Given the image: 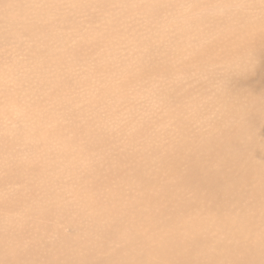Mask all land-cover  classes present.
<instances>
[{"label":"rangeland","instance_id":"1","mask_svg":"<svg viewBox=\"0 0 264 264\" xmlns=\"http://www.w3.org/2000/svg\"><path fill=\"white\" fill-rule=\"evenodd\" d=\"M72 1L0 0V248L22 264H158L164 237L192 229L214 248L202 264H231L216 241L241 264L264 246L251 207L264 195V0ZM219 181L243 197L202 214Z\"/></svg>","mask_w":264,"mask_h":264},{"label":"bare ground","instance_id":"2","mask_svg":"<svg viewBox=\"0 0 264 264\" xmlns=\"http://www.w3.org/2000/svg\"><path fill=\"white\" fill-rule=\"evenodd\" d=\"M72 1V0H71ZM3 2V1H2ZM73 2V1H72ZM71 2V3H72ZM101 3V2H100ZM106 4V3H105ZM1 5V4H0ZM103 5V4H102ZM196 6V5H195ZM4 9V8H3ZM5 13H6V11H4ZM36 15V14H35ZM4 16V15H3ZM6 16H8V15H6ZM33 16V15H32ZM10 17H12V16H10ZM4 19H5V17H3ZM8 19V18H7ZM11 19H13V18H11ZM2 20V19H1ZM9 20V19H8ZM12 21V20H11ZM2 22H5V21H2ZM24 23H26L25 21H23ZM11 23H13V22H11ZM16 25L15 26H17V24H20L21 23V21L18 23H16V21L14 22ZM5 24V23H4ZM23 24V23H22ZM12 25V24H11ZM1 26H3L2 24H1ZM9 26V25H8ZM14 26V25H13ZM21 26V25H20ZM1 28V27H0ZM9 28H11V27H9ZM13 29H14V27H12ZM16 29V28H15ZM20 29V28H19ZM9 31H11L12 32V30H9ZM9 31H6V32H9ZM20 32V31H19ZM11 34V33H10ZM264 44V43H263ZM264 46V45H263ZM258 50V49H257ZM258 55V54H257ZM256 57V56H255ZM211 61V60H210ZM259 62V61H258ZM260 63V62H259ZM252 71V70H251ZM263 71V70H262ZM260 72V70L258 71V73ZM262 77V76H261ZM258 85H261V84H258ZM245 86V85H244ZM242 87V86H241ZM247 88V87H246ZM257 88V87H256ZM260 88V87H259ZM1 92V91H0ZM259 93H260V91H258ZM262 92V91H261ZM254 97V96H253ZM246 118L248 119V120H253V119H256L257 118V109L256 108H253L252 110H250L249 111V114H247V116H246ZM172 120V119H171ZM185 123V122H184ZM183 126V125H182ZM181 126V127H182ZM150 128V127H149ZM180 128V127H179ZM248 129H247V127H245V126H243V127H241V128H239V131H238V133H240V134H242L243 132L244 133H247L248 131H247ZM170 131V130H169ZM182 133V132H181ZM197 134V133H196ZM204 134V133H203ZM178 135V134H177ZM166 136V135H165ZM203 136V135H202ZM204 136H206V135H204ZM203 136V137H204ZM195 137V136H194ZM178 139V138H177ZM180 139V138H179ZM197 140V139H196ZM195 140V141H196ZM180 141V140H179ZM184 141V140H183ZM192 142V141H191ZM197 142V141H196ZM155 143V142H154ZM177 144V143H176ZM193 145H194V143H192ZM198 144V143H197ZM209 144H211V141H210V143ZM184 145V144H183ZM174 146H176L177 147V145H174ZM198 146V145H197ZM179 147V146H178ZM183 147V146H182ZM185 147V146H184ZM196 147V146H195ZM175 148V147H174ZM198 148V147H197ZM197 148H195L196 150H197ZM148 149V148H147ZM172 149V148H171ZM184 149V148H183ZM194 149V148H193ZM174 150V149H173ZM175 150H177V149H175ZM174 150V151H175ZM181 150V149H180ZM189 150H191L190 148H189ZM172 151V150H171ZM170 152V151H169ZM176 152V151H175ZM180 151H178V153H179ZM191 152V151H190ZM192 155H190V154H188V155H190L191 157V159L193 160L194 159V157H195V155H196V157H197V154H199L200 155V151H199V153H198V150H197V154H196V151L194 150H192ZM135 154V153H134ZM171 154V153H170ZM165 155H168V154H166L165 153ZM176 155V154H175ZM261 155V154H260ZM156 156V155H155ZM179 155H177V157H178ZM201 156V155H200ZM262 156H264L263 154L261 155V157H258L259 159L260 158H262ZM165 157V156H164ZM181 158V157H180ZM180 158H179V160H180ZM185 158V157H184ZM199 158H201V157H199ZM160 159H163V156L160 158ZM159 159V160H160ZM171 159V158H170ZM158 160V161H159ZM169 160V159H168ZM196 160H198V157L196 158ZM195 160V161H196ZM200 160V159H199ZM172 161V160H171ZM170 161V162H171ZM178 161V160H177ZM184 161H186V160H184ZM155 162V161H154ZM162 162V161H161ZM159 163L160 165L163 163H165L164 161L162 162V163ZM169 162V163H170ZM194 162V161H193ZM241 162V161H240ZM144 163V162H143ZM168 163V162H167ZM168 163V164H169ZM197 163H199V161L197 162ZM221 163V162H220ZM219 163V164H220ZM154 164H156V162L155 163H153L152 164V166L154 165ZM167 164V165H168ZM139 165V164H138ZM137 165V166H138ZM159 165V166H160ZM169 165H172V164H169ZM180 165V164H179ZM221 165V164H220ZM219 165V166H220ZM144 166H148L147 164L146 165H144ZM164 165H162V166H160V167H163ZM173 166V165H172ZM140 165H139V170H140ZM142 167H143V165H142ZM141 167V168H142ZM174 167L175 168H177L175 165H174ZM134 168H136L135 166H134ZM133 168V169H134ZM137 168V169H138ZM148 168V167H147ZM154 168H156V170H157V168L158 167H153V170H154ZM164 168V167H163ZM221 168V167H220ZM219 168V169H220ZM143 169V168H142ZM161 169V168H160ZM169 169V168H168ZM218 169V170H219ZM223 169V168H222ZM128 170L130 171V170H132L131 169V167H130V169L128 168ZM173 170V169H172ZM221 170V169H220ZM138 171V170H137ZM155 171V170H154ZM174 171V170H173ZM173 171H171V172H173ZM223 171H224V169H223ZM133 172H135L134 174H136L137 172H136V170L135 171H133ZM139 172V171H138ZM142 172H144V170L142 171L141 170V173ZM147 172V171H146ZM145 172V173H146ZM161 172V171H160ZM176 172H177V170H176ZM225 172V171H224ZM145 173L144 174H140V175H143V177L145 176ZM155 173V172H154ZM219 173H221V172H219ZM230 173V172H229ZM156 174V173H155ZM178 174V173H177ZM228 174V173H227ZM233 174V173H232ZM162 175V174H161ZM175 175V174H174ZM178 175H180V174H178ZM189 175H191V174H189ZM209 175V173L207 172V173H205V175L204 176H201V177H204L205 179H206V177L205 176H207V177H209L208 176ZM221 176H222V174H220ZM231 175V174H230ZM235 175V174H234ZM133 176V175H132ZM188 176V175H187ZM220 176V177H221ZM135 177V176H134ZM142 176H141V178H143ZM163 177V176H162ZM169 177V176H168ZM168 177H167V179H168ZM174 177V176H173ZM175 177H176V175H175ZM180 177H181V175L179 176V178L178 179H180ZM190 177V176H189ZM188 177V178H189ZM219 177V178H220ZM231 177H233V176H231ZM237 177V176H236ZM235 177V179H238V177L236 178ZM262 177H264V176H262ZM261 177V178H262ZM170 178H172V177H170ZM182 178V177H181ZM185 178V177H184ZM183 178V179H184ZM190 178H192V177H190ZM194 178H195V176H194ZM230 178V177H229ZM228 178V179H229ZM241 178V177H240ZM252 178V177H251ZM136 179H139L140 180V178H136ZM146 179V178H145ZM178 179H177V181H178ZM199 179V178H198ZM224 179V178H223ZM234 179V180H235ZM143 180V179H142ZM172 180H174V179H172ZM191 180V179H190ZM192 180H193V178H192ZM197 180V179H196ZM201 180V179H200ZM211 180V179H210ZM255 180V179H254ZM166 181H168V180H166ZM182 181H184V180H182ZM212 181V180H211ZM211 181H210V183H211ZM247 181H249V180H247ZM253 181V180H252ZM138 182V181H137ZM169 182H170V180H169ZM186 182V181H185ZM191 182V181H190ZM195 182V181H194ZM197 182H200L199 180H197ZM207 182H209V179H208V181ZM228 182V181H227ZM171 183H174V181L173 182H171ZM176 183V182H175ZM192 183V182H191ZM190 183V184H191ZM234 183V182H233ZM243 183V182H242ZM143 184V183H142ZM147 184V183H146ZM167 184V183H166ZM169 184V183H168ZM180 184V183H179ZM209 184V183H208ZM207 184V185H208ZM253 184V183H252ZM145 185V184H144ZM193 185V184H192ZM192 185H189V186H192ZM219 185V186H218ZM251 185V184H250ZM146 186V185H145ZM145 186H143V187H145ZM172 186V185H171ZM177 186H178V184H177ZM180 186V185H179ZM183 186V185H182ZM188 185H184V187H181L180 186V188H182L181 190H183V188H184V190L183 191H186L185 190V188L187 187ZM209 186V185H208ZM147 187V186H146ZM175 187V186H174ZM179 188V189H180ZM189 188V187H188ZM236 188L237 187H233V186H224V184H223V182L222 181H219V183H217V184H214L213 183V188L210 190V192L208 193V195L206 196V192H205V199H204V204L207 206V208H206V206L204 207V211L202 212V214H205L206 213V215H208V213H207V211L210 209V212H213V213H215V215H218V214H216V212H214L213 210H214V207H219V206H221L222 205V203H223V201H226V203L228 202V201H234V200H237V199H239V198H241V197H243V196H241V195H238V196H236L235 198H234V200H230L229 199V197L227 196V190H229V191H235L236 192ZM161 189H163L162 187H161ZM172 189V188H171ZM178 189V190H179ZM201 190H202V188H200ZM196 191H197V189H195ZM164 191V190H163ZM170 191V190H169ZM168 191V192H169ZM172 191V190H171ZM194 191V190H193ZM196 191L194 192V194L196 193ZM198 191H199V188H198ZM239 191V190H238ZM168 192L166 193L167 194V196L169 195L168 194ZM188 192V191H187ZM190 192H192V191H189V193ZM169 193H171L172 194V192H169ZM163 194V193H162ZM165 194V193H164ZM175 194V193H174ZM180 194H182V193H180ZM179 194V195H180ZM198 194V193H197ZM196 194V195H197ZM158 195V194H157ZM178 195V194H177ZM176 195V196H177ZM183 195V194H182ZM181 195V196H182ZM195 195V196H196ZM145 196V195H144ZM161 196V195H160ZM171 196V195H170ZM172 196H174V195H172ZM180 196V197H181ZM187 196H189V195H187ZM192 196V195H191ZM191 196L189 197V199H190V201H191ZM195 196H194V198H195ZM164 197V196H163ZM182 197H184V196H182ZM181 197V198H182ZM198 197H199V195H198ZM165 198V197H164ZM170 199H172L171 197H169ZM175 198V197H174ZM193 198V199H194ZM196 198H197V196H196ZM199 198H204L203 196L201 197H199ZM198 198V199H199ZM197 199V200H198ZM165 200V199H164ZM183 200H185V199H183ZM172 201V200H171ZM171 201H168V202H171ZM180 200H178V204L180 205V202H179ZM242 201V200H241ZM166 202V201H165ZM165 202H164V204H165ZM175 202H176V200H175ZM174 202V204H177V203H175ZM189 202V201H188ZM252 202V201H251ZM186 203V202H185ZM194 203H195V201H194ZM229 203V202H228ZM188 204H190V202L188 203ZM197 204V203H196ZM249 204H250V202H249ZM252 204V205H251ZM250 205H251V207H253V206H259V207H263L264 208V195H261V194H254L253 195V202L251 203ZM178 205V207H180ZM183 205V203L181 204V206ZM187 205V204H186ZM191 205H194L193 203L191 204ZM104 206H106V205H104ZM165 206H167V205H165ZM229 206V205H228ZM131 207H132V205H131ZM210 207V208H209ZM213 207V208H212ZM250 207V206H249ZM250 207V208H251ZM205 208L207 209V210H205ZM106 209V208H105ZM181 209V208H180ZM184 209V208H183ZM218 209V208H217ZM257 209V208H256ZM99 210V209H98ZM174 211H176L175 209H173ZM173 210H172V212H173ZM182 210V209H181ZM189 210H191V208L189 209ZM216 210V209H215ZM219 210V209H218ZM217 210V212H219ZM107 211V210H106ZM222 211H224V210H222ZM30 212V211H29ZM46 212V211H45ZM144 212V211H143ZM145 213V212H144ZM176 213V212H175ZM187 213V212H186ZM185 213V214H186ZM194 213V212H193ZM176 214H178V213H176ZM185 214H183V215H185ZM234 214V213H233ZM112 215V214H111ZM187 215V214H186ZM214 215V216H215ZM50 216V215H49ZM181 216H182V214H181ZM235 216V215H234ZM186 217V216H185ZM233 217V216H232ZM145 218V217H144ZM143 218V219H144ZM155 218V215H154V217H153V219ZM168 218V217H167ZM170 218V217H169ZM172 218V217H171ZM180 218V217H179ZM187 218V217H186ZM214 218V217H213ZM221 218V217H220ZM225 218V217H224ZM224 218H223V221L222 222H224ZM228 218V217H227ZM239 218V217H238ZM152 219V218H151ZM177 219V218H176ZM188 219V218H187ZM195 220H196V218H194ZM203 219V218H202ZM209 218H207V220H208ZM210 219H212L211 217H210ZM209 219V221L211 222L212 220H210ZM217 219V218H216ZM147 220V219H146ZM181 220V219H180ZM185 220V219H184ZM198 221H199V219H197ZM196 220V221H197ZM227 220V219H226ZM225 220V221H226ZM230 220H232L233 222H232V224L235 222L234 220L235 219H233V218H231ZM130 221V220H129ZM173 221V220H172ZM203 221V220H202ZM206 221V220H205ZM220 221V220H219ZM218 220H217V222H219ZM239 221H240V219H239ZM239 221H236V222H238V226H240L241 228H243L242 226H241V222H239ZM123 222H124V220H123ZM164 222H165V220H164ZM187 222V221H186ZM192 222V221H191ZM194 222V221H193ZM212 222H216V221H212ZM228 222H230V221H228ZM142 223H143V221H142ZM227 223V222H226ZM118 224V223H117ZM163 224V223H162ZM178 224V223H177ZM195 224V223H194ZM198 224H199V222H198ZM218 224H220L221 225V222L220 223H216L215 225H218ZM224 224V223H223ZM222 224V225H223ZM232 224L230 223V225L232 226ZM114 225H116V224H114ZM120 225H123V223L121 224H119V227H120ZM125 225V224H124ZM145 224H143V226H144ZM155 225H157V224H155ZM172 225V224H171ZM225 225V224H224ZM223 225V226H224ZM242 225H244V223L242 222ZM128 226V225H127ZM146 227H147V225H145ZM151 226H153V225H151ZM166 226V225H165ZM190 226V225H189ZM188 226V227H189ZM249 226V225H248ZM141 228L140 229H142V226H140ZM186 227H187V225H186ZM187 227V228H188ZM194 227V226H193ZM228 227V226H227ZM114 228H116V227H114ZM185 228V227H184ZM186 228V229H187ZM191 228V227H190ZM189 228V229H190ZM238 228V227H237ZM206 229V228H205ZM230 229V228H229ZM233 229V228H232ZM247 229V228H246ZM120 230L122 231V230H124V228H120ZM146 230V229H145ZM178 230V229H177ZM182 230H183V228H182ZM206 230H208V229H206ZM211 230H212V228H211ZM245 230V229H244ZM133 231V230H132ZM132 231H131V233H132ZM153 231V230H152ZM184 231H187V230H185L184 229ZM216 231V230H215ZM242 231V230H241ZM134 232V231H133ZM147 232V231H146ZM206 232V231H205ZM208 232V231H207ZM250 232V231H249ZM249 232H248V234H249ZM141 233V232H140ZM134 234V233H133ZM139 234V233H138ZM144 234V233H143ZM182 234V233H181ZM200 234L201 233H197L196 232V234H194V232L192 231V229H190V230H188L184 235H180V233H179V235H176L175 237H173L172 239H169L168 238V236H165L164 237V240H163V242L155 249V253H156V258H155V260H153V261H158V264H202L203 262L202 261H205V260H207L208 259V255H209V257H210V251H214V248H210V246H209V244H208V240H206V239H204V238H202L201 236H200ZM211 234V233H210ZM132 235V234H131ZM212 235V234H211ZM240 235V234H239ZM247 235V234H246ZM132 236H135V234L134 235H132ZM205 236H207V234L205 235ZM219 236V235H218ZM217 236V237H218ZM241 236H245V235H241ZM248 236H250V234L248 235ZM253 236H255L254 234H253ZM136 237V236H135ZM141 237V236H140ZM170 237V236H169ZM221 237H223V236H221ZM246 237V236H245ZM245 237H244V239H245ZM127 238H131V237H127ZM137 238H138V236H137ZM142 238V237H141ZM150 238V237H149ZM227 238V237H226ZM264 238V237H263ZM139 239V238H138ZM202 239V240H201ZM216 239V238H215ZM214 238H213V240H215ZM145 240V239H144ZM212 240V242H214ZM229 240H230V238H229ZM239 240V239H238ZM240 240L242 241V239L240 238ZM246 240H248V239H246ZM256 241V240H255ZM254 241V242H255ZM126 242V241H125ZM218 242H220V241H218ZM239 242V241H238ZM244 242V241H243ZM246 243H247V241H245ZM147 243V242H146ZM203 244V245H205V246H203V247H205V248H202L201 249V245L200 244ZM224 243H226V242H224ZM229 243V242H228ZM235 243V242H234ZM237 243V242H236ZM240 243V242H239ZM252 243V242H251ZM263 243H264V240H263ZM125 244V243H124ZM156 244V243H155ZM248 244V243H247ZM250 244V243H249ZM148 245V244H147ZM221 244H218L217 243V241H216V243H215V248H216V251H218L219 249H221V248H223L222 250H224V255L226 254V258L225 257H223L224 259H225V261L227 262V260H229V262L231 261V264H232V261H234L235 262V264H236V259L237 258H235L233 255H235L236 253H237V250L240 248L239 246H227V248L225 247V246H223V247H221L220 246ZM226 245V244H225ZM256 245V244H255ZM145 246H146V244H145ZM154 246V245H153ZM147 247V246H146ZM200 247V248H199ZM220 247V248H219ZM257 248L256 249H258V247L259 246H256ZM219 248V249H218ZM261 248V249H260ZM16 249V248H15ZM142 249V248H141ZM218 249V250H217ZM241 249V248H240ZM256 249H253V248H249L248 250H246V252L245 253H247V254H244V255H246V256H241V258H239L238 259V261L239 260H241V264H250L248 261H252V262H254V264H259V263H264L263 261H264V246H260L259 247V249L261 250V252L260 253H258V250H256ZM149 250V249H148ZM259 250V251H260ZM144 251V250H143ZM150 251V250H149ZM148 251V252H149ZM203 252L202 254H203V257H201V255H200V258H197V256H198V254H199V252ZM20 252V251H19ZM236 252V253H235ZM14 253H16V251H14V249H12V247H9V248H7V249H4V248H0V264H22L24 261H23V257H22V255L20 254V255H18V256H20L22 259H19V260H15V259H13L14 257ZM138 253H139V251H138ZM143 253H145V252H143ZM150 253V252H149ZM235 253V254H234ZM140 254V253H139ZM151 254V253H150ZM218 254H219V252H218ZM141 255V254H140ZM144 254H142V256H143ZM145 255H147V254H145ZM153 255H154V253H153ZM152 255V256H153ZM216 255V254H215ZM221 255H222V253H221ZM151 256V255H150ZM218 256V255H217ZM20 257H18V258H20ZM144 257V256H143ZM142 257V259H137V261H136V263H138V264H149V263H147V261L144 259V258H146V257H144L143 258ZM244 257H245V259H246V261H244ZM67 259V258H66ZM93 260V259H92ZM94 260H95V258H94ZM211 260V259H210ZM61 261V260H60ZM71 261V260H70ZM97 264H110V262L109 261H103V260H101V259H97ZM151 262H153L152 260H150ZM213 261V260H212ZM237 261V262H238ZM59 262V261H58ZM68 262H69V260H68ZM149 262V261H148ZM210 262V261H209ZM223 262V261H222ZM222 262H221V264H222ZM31 263H33V262H31ZM36 262H34L33 264H35ZM63 263H65V262H63ZM75 263V262H74ZM61 264V263H60ZM70 264V263H69ZM150 264H152V263H150ZM207 264V263H206ZM216 264V263H215Z\"/></svg>","mask_w":264,"mask_h":264}]
</instances>
